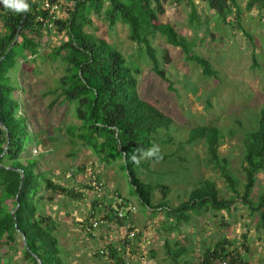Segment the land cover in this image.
Wrapping results in <instances>:
<instances>
[{
    "label": "trees",
    "instance_id": "16d2710c",
    "mask_svg": "<svg viewBox=\"0 0 264 264\" xmlns=\"http://www.w3.org/2000/svg\"><path fill=\"white\" fill-rule=\"evenodd\" d=\"M166 1L63 0L60 8L67 16L61 18L50 14L43 0H32L31 3L26 0L29 11L23 13H14L0 5V251L6 249L5 255L0 253V264H9L4 258L15 251L17 236L21 241L22 257L18 264H66L54 219L39 209L43 199L41 193L48 191L50 195L57 193L74 200H81L84 195L83 190L54 182L48 176L49 171L40 168V158L28 152L37 130L31 128L33 120L28 118L29 112L24 110L17 92L27 93L31 84L25 83L22 76L17 78L14 72L23 63L37 59L58 62L62 68V74L54 78L53 85L43 89L41 94L42 97H51L49 109L66 102L75 103L77 123L67 126L70 139L82 142L105 164L119 160L132 194L144 203L146 209L163 208L167 217L188 222L185 213L192 208L203 210L210 206L214 210L228 209L239 198L252 215L256 213L260 222L264 221V194L259 197L258 203L253 204L250 198L258 174L264 171V109L255 128L247 130L243 138L244 180L241 182L228 168L227 159L220 158L218 154L224 137L218 127L198 125L188 132L187 143L204 141L208 160L218 168L229 190L234 193L228 198H220L215 183L205 179L179 205L169 206L166 200L155 204L152 202L154 191L159 188L165 199L170 187L141 178V173L150 170L149 160H141L138 164L131 160L135 150L149 148L158 141L160 134L165 136L160 140L161 145L170 143L173 119L139 93L138 80L134 75L136 70L127 64L124 55L105 37L86 31L85 26L92 25V13L101 15L109 26L118 22L126 25L129 39L143 47L153 63V71L160 77L165 78L164 70L159 67L152 45V39L157 34L179 47L187 60L199 64L204 75H214L210 62L194 54L186 38L172 24L160 19ZM204 1L217 12L220 22H229L230 15L240 20L242 10L238 0ZM190 9L189 22L198 24L199 16L194 3H191ZM251 9L260 13L258 22L264 33V0H247L246 10L249 12ZM52 30L62 38L44 53L41 43L43 33ZM162 156L159 161L167 158V154ZM239 185L242 190L238 189ZM84 188L91 186L85 185ZM105 200L101 204H105L109 211L104 210L103 217L119 224L126 221L127 216L119 219L114 214V196ZM123 200L130 202L127 198ZM93 209L91 217L95 215ZM218 248L214 252L218 251L215 259L220 264L223 261L236 264L237 258L224 252L223 245H218ZM118 249L111 245L108 251L110 255H115ZM119 259L123 261V256Z\"/></svg>",
    "mask_w": 264,
    "mask_h": 264
},
{
    "label": "rangeland",
    "instance_id": "374dc122",
    "mask_svg": "<svg viewBox=\"0 0 264 264\" xmlns=\"http://www.w3.org/2000/svg\"><path fill=\"white\" fill-rule=\"evenodd\" d=\"M246 1L238 0L242 10L240 20L230 15L227 19L229 22L226 23L218 20L217 12L209 8L204 0H167L164 3L165 11L160 19L172 24L186 38L194 54L210 62L215 74L209 76L204 75L199 64L187 60L179 47L168 43L160 34L152 39V45L165 78L153 71L152 61L141 45L129 39L128 28L123 23L109 26L101 15L92 13V25L85 26L86 31L105 37L124 55L127 64L136 70L134 75L138 80L139 93L149 102L161 107L173 119L170 143L161 145V138H165L162 134L155 143L161 148L162 154H167V158L162 161L144 159L149 160L150 170L141 173L144 181L163 183L170 187L165 199L159 188L154 191L152 202L155 204L166 200L169 206L179 205L188 199L191 191L205 179L215 183L220 198L234 195L218 168L208 160L204 141L186 142L188 132L194 126L214 125L224 133L218 154L220 158L227 159L228 168L238 181L244 180L243 138L247 130L255 128L260 112L264 109V33L261 23L258 22L260 13L256 9L248 12ZM62 3L63 1L61 5ZM191 3L195 4L199 16V23L195 25L189 22ZM54 13L59 18L67 16L61 8ZM61 38L54 30L44 32L41 39L43 52H49ZM61 74L59 63L46 59L23 63L19 70L14 72L17 78L22 76L25 83L31 84L27 93L17 92L25 106L24 110L29 112L28 118L33 120L34 125L31 128L37 130V136L28 147V152L31 156L40 158V168L48 170V176L54 182L84 192L81 200L70 199L57 193L50 195L48 191L41 193L43 199L39 203V209L53 217L63 257L66 264H69L67 256L72 251L98 252V246H103L98 245L91 235L97 228L91 230L89 226L93 218L108 210L105 204H101L106 201L105 198L113 199L116 193L132 202L135 206L133 213L143 216L147 210L144 203L132 194L128 179L120 169L119 160L105 164L82 142L70 139L67 126L77 123L74 116L75 103L66 102L49 109L48 103L52 99L50 96L42 97L41 92L52 86L54 78ZM85 185L91 188H84ZM238 189L242 190L241 185ZM263 194L264 171L258 174L250 193L253 204L258 203ZM93 208L95 215L91 217ZM197 208L185 213L188 222L175 217L169 219L165 211L164 220L158 221L157 229L167 228L170 232H179V229L183 234L190 233L189 228H192L195 234H206L209 231L213 236L216 234L217 240L229 238L228 240L233 242L232 245L238 243V233L245 231L248 226L255 225L253 231H262L264 234V221L260 222L256 213L252 215L248 206L239 198L232 202L228 209L214 210L210 206L203 210ZM156 214L158 212L155 210L151 212V219H154ZM257 218L259 224L256 223ZM179 222L181 225L177 226ZM106 224L109 225L107 220L101 225ZM111 224V228H106L105 234L107 237L112 234V241L115 238L120 240V230L112 232L118 229V222L111 221ZM88 231L91 234H88ZM192 237L195 239L191 240V243H194L196 237ZM199 241L204 255L207 250H212L208 249L205 236ZM169 244L162 253L177 255L172 241H169ZM5 251L6 249H2L0 253L5 255ZM126 251H129L130 255V248L124 253ZM181 259L182 257L177 256L175 260ZM4 260L9 264L22 261L19 236L15 251L9 252ZM182 261V264H193L192 258L187 262H184V259Z\"/></svg>",
    "mask_w": 264,
    "mask_h": 264
},
{
    "label": "crops",
    "instance_id": "0c3cea01",
    "mask_svg": "<svg viewBox=\"0 0 264 264\" xmlns=\"http://www.w3.org/2000/svg\"><path fill=\"white\" fill-rule=\"evenodd\" d=\"M146 210L147 211L143 216L138 213L130 212L126 217V221L121 224L118 223V229L116 228L112 231L116 232L117 230H120L119 232H121V234L118 236L122 239L126 234L125 225L127 222L135 226V235L128 241V246H124L122 240H118L119 238H115L112 241V234L107 237L105 234L107 231L106 228H111L110 225H112L110 221H107L109 225H100L92 234L90 233L97 240L98 245L103 244V246H98L100 250H98V252L92 250H74L67 256L69 264H122L123 261L119 259V257H122L124 251L128 248H130V264H182V259L186 260L184 262H187L189 258L193 259V264H215V262L220 264V262L215 259L218 251L214 252L215 248L217 250L219 249L218 245H223L224 252L230 253L237 258L236 264H264V234L262 231L259 233L253 231L256 227L255 225L248 226L245 231L241 233L239 232L238 243L232 245L233 242L231 243L228 240L229 238L223 239V241L217 240L216 234L213 236V233L211 235V232L209 231H207L206 234H195L192 232L193 229L189 228L190 233L187 232L186 234H183L180 233L179 229V232H170L167 228L164 230L157 229L158 221L164 220V209L159 208L155 210L158 214H156L154 219H151V212L154 210ZM168 218L171 219L172 217ZM256 223L259 224L258 218L256 219ZM179 225H181V223L177 224V226ZM193 235H195L196 240L194 243H191V240L195 239L192 237ZM204 236L208 249L211 248L213 250L211 252L207 250L205 255L199 241L202 240ZM169 241H172L175 247L174 250L177 251V255H170L166 252L162 253L163 249L170 245ZM108 243L110 246L115 245L117 248L119 247V252L115 255H110L108 251L110 246L106 245ZM203 255L204 257H202ZM177 256L180 258L182 257L181 261L175 260Z\"/></svg>",
    "mask_w": 264,
    "mask_h": 264
},
{
    "label": "built area",
    "instance_id": "2783aa9c",
    "mask_svg": "<svg viewBox=\"0 0 264 264\" xmlns=\"http://www.w3.org/2000/svg\"><path fill=\"white\" fill-rule=\"evenodd\" d=\"M62 1L63 0H54V1L43 0V4L45 5L44 7L49 10L50 14H54V16H56L54 12L61 7ZM113 196H114L115 201H116L115 204L113 205V209H115L114 214L119 219L126 217L130 212L135 210V206L131 202L127 203L126 201L123 200L122 197H119V195L116 193ZM103 216L104 215L102 214L99 217L93 218V220L91 221V224L89 226L91 228V230L98 228L102 223H104L106 221V219ZM125 226H126L125 227L126 228V234L122 240V244L124 246L125 245L128 246V241L133 238V236L135 235L136 229H135V226H133L130 223H127ZM130 257L131 256L129 255V251H126L123 254V264H130L131 263ZM221 264H228V263H227V261H223V262H221Z\"/></svg>",
    "mask_w": 264,
    "mask_h": 264
},
{
    "label": "clouds",
    "instance_id": "9594fccd",
    "mask_svg": "<svg viewBox=\"0 0 264 264\" xmlns=\"http://www.w3.org/2000/svg\"><path fill=\"white\" fill-rule=\"evenodd\" d=\"M0 5H3L6 9L14 13L29 11V4L26 0H0ZM162 158L161 148L157 144H153L147 149H137L131 156V160L137 164L144 159H155L156 161H159Z\"/></svg>",
    "mask_w": 264,
    "mask_h": 264
},
{
    "label": "water",
    "instance_id": "95a60500",
    "mask_svg": "<svg viewBox=\"0 0 264 264\" xmlns=\"http://www.w3.org/2000/svg\"><path fill=\"white\" fill-rule=\"evenodd\" d=\"M124 160H125V158H124Z\"/></svg>",
    "mask_w": 264,
    "mask_h": 264
}]
</instances>
